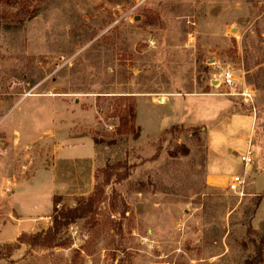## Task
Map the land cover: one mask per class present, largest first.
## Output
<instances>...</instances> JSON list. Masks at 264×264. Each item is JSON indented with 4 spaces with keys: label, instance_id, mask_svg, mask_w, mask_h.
Segmentation results:
<instances>
[{
    "label": "rangeland",
    "instance_id": "1",
    "mask_svg": "<svg viewBox=\"0 0 264 264\" xmlns=\"http://www.w3.org/2000/svg\"><path fill=\"white\" fill-rule=\"evenodd\" d=\"M158 91L215 94L218 113L166 128ZM223 159L243 195L207 183ZM95 187L62 245L17 247ZM263 240L264 0H0V264H264Z\"/></svg>",
    "mask_w": 264,
    "mask_h": 264
},
{
    "label": "trees",
    "instance_id": "2",
    "mask_svg": "<svg viewBox=\"0 0 264 264\" xmlns=\"http://www.w3.org/2000/svg\"><path fill=\"white\" fill-rule=\"evenodd\" d=\"M129 118L133 121L135 119V109L132 106L129 110ZM123 117V116H121ZM125 118H122L121 124L123 126ZM121 126V127H122ZM126 132L127 130H122ZM123 164L116 163V167L120 168L123 167ZM114 168V166H113ZM109 169V168H108ZM126 177V176H125ZM109 176L107 177V180ZM107 182V181H106ZM103 192L96 187L94 190L87 196V198H79L76 206L73 208H58V204L60 203V198H54L53 200V209L52 214L50 216L51 226L46 229L45 231H39L36 234H29V235H21L17 239V247L22 244H28L30 246H40L46 249L60 246L63 243L58 240V235L64 229H66L69 225L75 223L78 220H83L90 214H92L102 196ZM264 242V240H263ZM258 256H256L250 263L251 264H258L261 261L259 258L260 251H258ZM257 262V263H256Z\"/></svg>",
    "mask_w": 264,
    "mask_h": 264
},
{
    "label": "crops",
    "instance_id": "3",
    "mask_svg": "<svg viewBox=\"0 0 264 264\" xmlns=\"http://www.w3.org/2000/svg\"><path fill=\"white\" fill-rule=\"evenodd\" d=\"M210 17V19H209ZM206 18H208L207 20L210 21L211 17L210 16H206ZM213 26H203L202 28L197 27L195 29H192V31H187L188 36L189 35H200V34H206V35H213V33H215L212 30ZM216 27V26H215ZM188 45V44H187ZM212 82H214L213 80H209V85L212 84ZM218 83V82H217ZM159 96V103H155L154 99H152V101L160 106H166L168 105L170 108L174 109V114L176 116L179 117H175V122L171 125L168 124V127L173 126V125H178V124H184L186 122H188L187 117L189 114H196V113H212L217 112L218 113V100H217V96L215 94H211V93H207V92H195V93H190L187 95H182L179 94L177 92H171V91H158L156 92ZM156 93H153L156 94ZM151 94H147V95H137V99H144V98H149ZM149 96V97H148ZM136 123L138 128L141 126L139 125V123L137 122L136 119ZM21 126V124H19L18 126L15 127V129L13 130L14 133H16V131H19V127ZM165 126V125H164ZM166 128L160 129V131L165 130ZM18 129V130H17ZM142 129V128H141ZM143 131V130H142ZM20 136V134H19ZM89 150V149H88ZM230 162L227 161L226 159H223L218 165H219V170L217 171V173L214 172V174H208L207 177V183L209 184L210 182H212L213 177H216L215 175H222L226 178H230L229 176H231L229 174V166ZM228 172V173H227ZM220 175V176H221Z\"/></svg>",
    "mask_w": 264,
    "mask_h": 264
},
{
    "label": "built area",
    "instance_id": "4",
    "mask_svg": "<svg viewBox=\"0 0 264 264\" xmlns=\"http://www.w3.org/2000/svg\"><path fill=\"white\" fill-rule=\"evenodd\" d=\"M220 85H223L230 90L236 89V80L233 76V73L229 70H226L221 75V80H219ZM242 97H244L245 102L251 101V94L244 93L241 94ZM240 161L242 163V166L244 168H248L252 165L253 159L249 152H247L245 155L240 157ZM246 187V177L244 175H238L234 174L229 178L228 184H227V190L235 195H243Z\"/></svg>",
    "mask_w": 264,
    "mask_h": 264
}]
</instances>
